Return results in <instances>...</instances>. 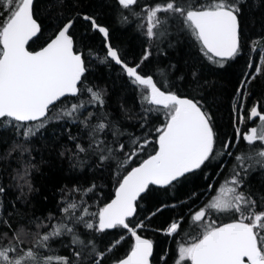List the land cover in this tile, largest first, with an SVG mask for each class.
<instances>
[{
  "label": "snow or ice",
  "instance_id": "obj_1",
  "mask_svg": "<svg viewBox=\"0 0 264 264\" xmlns=\"http://www.w3.org/2000/svg\"><path fill=\"white\" fill-rule=\"evenodd\" d=\"M257 20L264 0H0V264H264Z\"/></svg>",
  "mask_w": 264,
  "mask_h": 264
},
{
  "label": "trees",
  "instance_id": "obj_2",
  "mask_svg": "<svg viewBox=\"0 0 264 264\" xmlns=\"http://www.w3.org/2000/svg\"><path fill=\"white\" fill-rule=\"evenodd\" d=\"M259 0H257V3ZM120 18L118 14H111L110 13V19L107 21L112 25V27L115 29V34L119 38L116 42L119 44H122L124 47L128 48L129 50L135 52L138 51V43L139 40L137 38L136 33L134 32L132 27H123L120 24ZM251 37L253 40L256 41V44L260 47H264V39H258V37L261 35L260 32V22L257 20V23L255 27L251 30L250 33ZM97 47H99V40H97ZM167 61L165 60L162 64L161 67H164L166 65ZM243 66V61L240 62V65L238 67ZM232 71L230 70L229 73L226 75L229 76L233 82H234V76L232 75ZM99 77L102 79H107L108 77V72L107 70L101 66L99 68V71L97 73ZM231 92V88L228 87L227 91L225 92V98H224V109H223V114H224V119L227 120V111H228V94ZM43 139H39L36 141L35 147L40 151V154L44 155L45 159L48 158V153H45L44 147L45 146H50L51 143V138H52V129L49 128L47 131L44 132L43 134ZM2 147V146H0ZM34 156H36L37 160L40 159V156L37 155V153H33ZM55 165L58 167L61 166L59 161H54L53 162ZM62 167L66 170L67 169V162L65 161L62 165ZM54 173H57V168L49 169L47 166L44 164H41L40 170L38 172H35L34 175V185L36 188H40L45 195H51V193L54 191L52 188V184L50 183L49 177H51ZM64 184H68L69 187H72V185L69 183V178H64L63 179ZM56 199L59 200L60 197L59 195L56 196ZM33 203L36 206L37 209V214H40V212L44 211L45 208L48 210H52L51 205L48 203V201L42 200V197L40 195H36L35 200ZM172 213L166 212L163 216H159L158 219L155 220L153 227L154 228H159L164 225V221L167 219L169 215ZM151 238L157 241L158 245L165 247V248H175L176 243L181 241V236H176L174 238L172 237H165L162 233H153L151 235ZM60 254H66L64 250H61Z\"/></svg>",
  "mask_w": 264,
  "mask_h": 264
}]
</instances>
